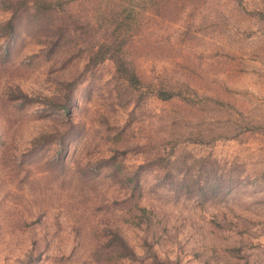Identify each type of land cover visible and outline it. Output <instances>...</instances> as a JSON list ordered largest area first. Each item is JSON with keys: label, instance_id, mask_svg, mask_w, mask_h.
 <instances>
[{"label": "rangeland", "instance_id": "obj_1", "mask_svg": "<svg viewBox=\"0 0 264 264\" xmlns=\"http://www.w3.org/2000/svg\"><path fill=\"white\" fill-rule=\"evenodd\" d=\"M0 264H264V0H0Z\"/></svg>", "mask_w": 264, "mask_h": 264}]
</instances>
